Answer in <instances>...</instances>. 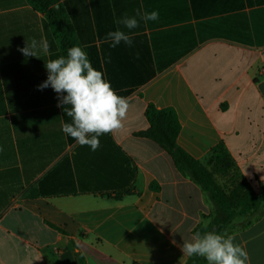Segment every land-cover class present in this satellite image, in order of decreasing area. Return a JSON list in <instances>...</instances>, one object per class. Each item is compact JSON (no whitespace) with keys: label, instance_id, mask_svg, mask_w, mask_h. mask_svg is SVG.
Masks as SVG:
<instances>
[{"label":"crops","instance_id":"crops-1","mask_svg":"<svg viewBox=\"0 0 264 264\" xmlns=\"http://www.w3.org/2000/svg\"><path fill=\"white\" fill-rule=\"evenodd\" d=\"M54 9L130 108L96 151L64 134L71 118L57 93L38 88L45 62L66 56L58 34L28 0H0V264H81L78 253L87 264H186L180 246L212 205L138 134L150 104L173 109L180 147L204 160L223 143L264 185V0H59ZM138 9L159 18L132 30L116 23ZM117 28L131 47L102 43ZM33 38L48 41V55L18 51ZM231 236L248 264H264V216Z\"/></svg>","mask_w":264,"mask_h":264},{"label":"clouds","instance_id":"clouds-1","mask_svg":"<svg viewBox=\"0 0 264 264\" xmlns=\"http://www.w3.org/2000/svg\"><path fill=\"white\" fill-rule=\"evenodd\" d=\"M139 17V20L137 19ZM157 11L136 10L135 16L125 15L116 21L128 30L140 26V21L158 20ZM102 43L115 48L121 43L131 47L132 36L125 31H109ZM49 43L46 39L25 41V47L18 48L25 57L38 58L39 51L49 54ZM139 58V53L136 54ZM47 79L38 88L51 87L57 93V107H62L65 115L71 118L70 123L62 121L61 130L80 146H89L96 151L100 146L99 137L115 134L124 127V120L130 108L127 97L120 96L104 78V72L93 67L88 53L81 46L67 50L66 56H60L45 62ZM0 146V152H3ZM175 243V241H173ZM184 256L203 257L207 264H248V253L234 237L215 232H196L190 240L180 246Z\"/></svg>","mask_w":264,"mask_h":264},{"label":"trees","instance_id":"trees-1","mask_svg":"<svg viewBox=\"0 0 264 264\" xmlns=\"http://www.w3.org/2000/svg\"><path fill=\"white\" fill-rule=\"evenodd\" d=\"M37 10L47 16L48 21L58 34L64 54L73 46H77L71 27L64 15L54 9L59 0H28ZM146 118L150 127L140 132V137L158 144L173 159L177 170L197 184L212 203V212L205 219L207 224L200 223L193 230L196 232H215L231 235L235 231L246 229L253 221L264 216V185L258 194L251 183L239 170L236 161L225 144L215 146L204 160L189 154L178 144L181 124L173 109H159L150 104L146 110ZM218 177L228 178V185L218 182ZM256 216L251 220L250 217ZM238 218L246 220L235 229L234 222ZM81 264H87L84 256L78 253ZM203 257H188L186 264H206Z\"/></svg>","mask_w":264,"mask_h":264},{"label":"rangeland","instance_id":"rangeland-1","mask_svg":"<svg viewBox=\"0 0 264 264\" xmlns=\"http://www.w3.org/2000/svg\"><path fill=\"white\" fill-rule=\"evenodd\" d=\"M210 154V153H209ZM208 154V155H209ZM207 158V157H206ZM218 179V182L221 184V185H224V186H227L228 185V182H227V179L228 178H224V177H218L217 178ZM248 180V179H247ZM250 183H251V185L254 187V189L256 190V192L258 193V194H260L261 193V183H259V182H256V181H252V180H248ZM206 198H207V200H208V202L212 205V203H211V201L208 199V197L206 196ZM256 218V216H252V217H250V219L251 220H253V219H255ZM246 220V218H238L237 219V221L236 222H238V224L239 223H241V222H244ZM209 222V219H206L205 220V224H207Z\"/></svg>","mask_w":264,"mask_h":264}]
</instances>
